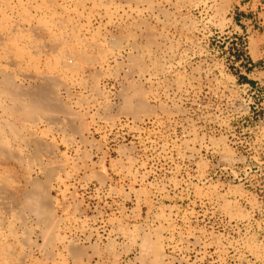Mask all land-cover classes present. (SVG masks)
<instances>
[{"label": "rangeland", "instance_id": "374dc122", "mask_svg": "<svg viewBox=\"0 0 264 264\" xmlns=\"http://www.w3.org/2000/svg\"><path fill=\"white\" fill-rule=\"evenodd\" d=\"M136 1L0 3L12 264H264V0Z\"/></svg>", "mask_w": 264, "mask_h": 264}, {"label": "bare ground", "instance_id": "6f19581e", "mask_svg": "<svg viewBox=\"0 0 264 264\" xmlns=\"http://www.w3.org/2000/svg\"><path fill=\"white\" fill-rule=\"evenodd\" d=\"M11 1V0H10ZM20 1H22V0H20ZM50 1V0H49ZM54 1V0H53ZM85 1V0H84ZM126 1V0H125ZM138 1V0H137ZM136 1V2H137ZM148 1V0H147ZM150 1L151 0H149L148 2L150 3ZM153 1V0H152ZM5 2V1H4ZM82 2V1H81ZM108 2V1H107ZM129 2H130V0H129ZM133 2V1H132ZM144 2H145V0H144ZM0 3H3V0H0ZM23 3V2H22ZM33 3V2H32ZM41 3V2H40ZM53 3V2H52ZM56 3V2H55ZM86 3V2H85ZM141 3V2H140ZM147 3V2H146ZM5 4V3H4ZM15 5V4H14ZM75 5V4H74ZM82 5V4H81ZM77 6V5H76ZM103 6V5H102ZM30 7V6H29ZM78 7V6H77ZM82 7V6H81ZM3 8V7H2ZM28 8V7H27ZM87 9V8H86ZM5 10V9H4ZM61 10V9H60ZM109 12V11H108ZM72 13V12H71ZM110 13V12H109ZM4 14V13H3ZM44 14V13H43ZM51 15V14H50ZM106 15V14H105ZM61 16V15H60ZM4 17V16H3ZM4 18H6V17H4ZM25 18V17H24ZM1 19H2V16H1ZM13 19V18H12ZM39 19V18H38ZM4 20V19H3ZM14 20V19H13ZM24 20V19H23ZM6 21V20H5ZM6 23V22H5ZM4 23V24H5ZM58 23V22H57ZM56 23V24H57ZM68 23V22H67ZM67 23H65V24H67ZM1 24H3V23H1ZM61 24V23H60ZM1 26V25H0ZM73 26V25H72ZM3 27V26H2ZM78 27H80V26H78ZM9 28H11V27H9ZM47 28V27H46ZM20 29H22V28H20ZM12 31H15V30H17V26H14V25H12V29H11ZM74 30H75V27H74ZM77 30V29H76ZM87 30V29H86ZM22 31V30H21ZM25 31V30H24ZM23 31V32H24ZM70 32V31H69ZM1 33V32H0ZM8 33V32H7ZM2 34V33H1ZM0 34V41L2 40H4L5 38L3 37L4 35H1ZM4 34V33H3ZM70 35V34H69ZM18 37V36H17ZM16 37V38H17ZM38 37H39V35H38ZM12 38V37H11ZM15 38V37H14ZM36 38V37H35ZM40 38H42V37H40ZM128 38V37H127ZM38 39V38H37ZM36 39V40H37ZM122 39H123V37H122ZM26 40V39H25ZM64 40V39H63ZM81 40V39H80ZM119 40H121V39H119ZM36 42H38V41H36ZM116 42V41H115ZM123 42V41H122ZM81 43V42H80ZM118 43V42H117ZM50 44V43H49ZM73 44V43H72ZM76 44V43H75ZM94 44V43H93ZM28 45V44H27ZM30 45V44H29ZM51 45V44H50ZM60 45V44H59ZM26 46V45H25ZM42 46V45H41ZM45 46V45H44ZM69 46V45H68ZM71 46V45H70ZM69 46V47H70ZM122 46V45H121ZM89 47V46H88ZM96 47V46H95ZM98 47V46H97ZM118 47H120V46H118ZM22 48H24V46L22 47ZM35 48V47H34ZM41 48V47H40ZM47 48V47H46ZM31 49H33V48H31ZM51 49V48H50ZM54 49H57V48H54ZM93 49V48H92ZM116 49V48H115ZM5 50V49H4ZM35 50V49H34ZM37 50V49H36ZM90 50V49H89ZM43 51V50H42ZM79 51V50H78ZM37 52H38V50H37ZM53 52V51H52ZM51 52V53H52ZM94 52V51H93ZM98 52V51H97ZM57 53V52H56ZM85 53V52H84ZM84 53H82V54H84ZM104 53V52H103ZM10 54V53H9ZM64 54V53H63ZM102 54V53H101ZM100 54V55H101ZM67 55V54H66ZM19 57H20V55H18ZM38 56V55H37ZM69 56V55H68ZM70 56H71V54H70ZM80 56H81V54H80ZM31 57V56H30ZM85 57H87V55L85 56ZM92 57V56H91ZM104 57V56H103ZM12 58V57H11ZM93 58H94V56H93ZM7 59V58H6ZM65 59V58H64ZM63 59V60H64ZM87 59V58H86ZM89 59H91V58H89ZM13 60V59H12ZM70 60V59H69ZM72 60V59H71ZM74 60V59H73ZM83 60V59H82ZM97 60V59H96ZM10 62H11V60H9ZM28 61V60H27ZM86 61V60H85ZM24 62V61H23ZM65 62V64L67 63L66 61H64ZM73 62V61H72ZM27 63V62H26ZM60 63V62H59ZM81 63V62H80ZM85 64H86V62H84ZM88 63H89V61H88ZM93 63H94V61H93ZM70 64H72V63H70ZM74 64V63H73ZM72 64V65H73ZM67 65V64H66ZM66 65H65V67H66ZM91 65V64H90ZM102 65V64H101ZM15 66V65H14ZM69 66V65H68ZM74 66V65H73ZM9 67H11V66H9ZM87 67V66H86ZM57 68V67H56ZM73 68V67H72ZM75 68V70H76V67H74ZM59 69V68H58ZM62 69V68H61ZM69 69H71V68H69ZM7 70V69H6ZM12 70V69H11ZM54 70V69H53ZM56 70V69H55ZM78 70V69H77ZM73 71V70H72ZM12 73V72H11ZM18 73V72H17ZM64 73V72H63ZM48 74V73H47ZM6 75V74H5ZM13 75V74H12ZM7 76H8V73H7ZM6 77V76H5ZM5 77H3V78H5ZM45 77V76H44ZM52 77V76H51ZM17 78V77H16ZM53 78H54V76H53ZM10 78H6V79H4L5 81V86H6V88H5V90H6V92L7 93H11V90H9L8 88H9V86H10V83L9 82H12V81H10L9 80ZM46 79V78H45ZM0 80H2V79H0ZM15 80V79H14ZM34 80V79H33ZM48 80V79H47ZM54 80H56V79H54ZM3 81V80H2ZM47 82V81H46ZM41 83V82H40ZM45 83V82H44ZM54 83H56V85H57V82H54ZM20 85V84H19ZM18 85V86H19ZM41 85V84H40ZM50 85V84H49ZM13 86H15V85H13ZM59 86V85H58ZM57 86V87H58ZM63 86V85H62ZM19 87H22L21 85L19 86ZM19 87H16V88H19ZM34 87V86H33ZM43 87V86H42ZM53 87H54V85H53ZM11 89L13 88V87H10ZM45 88V87H44ZM59 88V87H58ZM23 89H24V86H23ZM22 89V91H23V96H24V91L25 90H23ZM35 89V88H34ZM43 89V88H42ZM56 89V88H55ZM8 90V91H7ZM20 90V89H19ZM47 90V89H46ZM2 91V90H1ZM29 91V90H28ZM37 91H38V89H37ZM36 91V92H37ZM48 91V90H47ZM5 92V91H4ZM12 92H14L13 90H12ZM21 92V91H20ZM19 92V93H20ZM35 92V93H36ZM15 93V92H14ZM38 93H40V92H38ZM42 93V92H41ZM49 93H51V92H49ZM58 93V92H57ZM65 93H66V90H65ZM17 94H18V92H17ZM43 94V93H42ZM61 94V93H60ZM59 94V95H60ZM67 94V93H66ZM2 95V94H1ZM0 95V96H1ZM9 95V94H8ZM12 95H14V94H12ZM19 95V94H18ZM17 95V96H18ZM36 95V94H35ZM70 95V94H69ZM11 96V95H10ZM32 96V95H31ZM68 96V95H67ZM134 96V95H133ZM137 96V95H136ZM26 97V96H25ZM35 97V96H34ZM36 97H38V96H36ZM35 97V98H36ZM41 97V96H40ZM43 97V96H42ZM58 97V96H57ZM18 98H19V96H18ZM48 98V97H47ZM136 98V97H135ZM42 99V98H41ZM3 100V99H2ZM38 100V99H37ZM43 100V99H42ZM132 100V99H131ZM137 100V99H136ZM1 101V100H0ZM29 101V100H28ZM45 101H46V99H45ZM52 101V100H51ZM50 101V102H51ZM11 102V101H10ZM30 102V101H29ZM40 103H41V101H39ZM38 102V103H39ZM136 102V101H135ZM3 103H4V101H3ZM31 103V102H30ZM36 102H34V104H35ZM44 103V102H43ZM52 103V102H51ZM131 103V102H130ZM6 104V103H5ZM21 104H24V103H21ZM21 104H19L20 106H21ZM53 104V103H52ZM55 104V103H54ZM3 105V104H2ZM13 105V104H12ZM30 105V104H29ZM36 105V104H35ZM40 105V104H39ZM51 105V104H50ZM129 105V104H128ZM131 105H132V103H131ZM1 106V105H0ZM14 106H16V105H14ZM23 106V105H22ZM33 106V105H32ZM49 106V105H48ZM52 106V105H51ZM56 106H58V105H56ZM55 106V107H56ZM130 106V105H129ZM8 107H10V106H8ZM26 107V106H25ZM28 107V106H27ZM61 107V106H60ZM131 107V106H130ZM132 107H133V105H132ZM6 108V107H5ZM5 108H3L4 110H5ZM22 108V107H21ZM43 108H44V106H43ZM50 107H46V111L47 112H49L51 109H49ZM15 109V108H14ZM13 109V110H14ZM25 109V108H24ZM29 108H26V113L25 114H27V115H29V112L31 111V109H34L35 111H41L42 110V106H36L35 108H30V110H28ZM60 109V108H59ZM63 109V108H62ZM65 109V108H64ZM127 109H128V107H127ZM10 110V109H9ZM44 110V111H45ZM133 110V109H132ZM3 111V110H2ZM6 111H7V109H6ZM11 111V110H10ZM15 111V110H14ZM13 111V112H14ZM45 111V112H46ZM5 112V111H4ZM15 112H17V111H15ZM22 112H23V110H22ZM28 112V113H27ZM32 112V111H31ZM46 112V113H47ZM52 112V111H51ZM33 113V115H34V112H32ZM31 113V114H32ZM58 113V112H57ZM62 113V112H61ZM2 114V113H1ZM7 114V113H6ZM18 114H21L20 112H18ZM36 114H37V112H36ZM51 115V113H48V115ZM13 115V114H12ZM21 115H23V114H21ZM20 115V116H21ZM49 115V116H50ZM6 116H8V115H6ZM9 116H10V114H9ZM46 116V115H45ZM55 116V115H54ZM12 117V116H11ZM19 117V116H18ZM29 117H32V115H30ZM46 117H48V116H46ZM46 117H44V118H46ZM51 118H52V115L50 116ZM17 118V117H16ZM35 118V117H34ZM4 119V118H3ZM11 119V118H10ZM25 119H27V118H25ZM29 119L30 118H28V121H29ZM47 119V118H46ZM50 119V118H49ZM18 121V120H17ZM22 121V119L20 120V122ZM24 121V120H23ZM23 121H22V123H23ZM47 121V120H46ZM9 122V121H8ZM7 122V123H8ZM48 122V121H47ZM6 123V124H7ZM2 124V123H1ZM19 124H21V123H19ZM31 125V124H30ZM15 126V125H14ZM23 126H24V123H23ZM3 127V126H2ZM6 127V126H5ZM22 127V126H21ZM26 127V126H25ZM8 128V127H7ZM11 128H15V127H11ZM11 128L9 127V130H11ZM27 128V127H26ZM26 128H24V129H26ZM5 130H3V132H4ZM12 131V130H11ZM14 131V130H13ZM23 131V130H22ZM26 131V130H25ZM32 131V130H31ZM2 131H1V128H0V133H1ZM18 133V135L20 134L19 133V131H17ZM13 134H14V132H13ZM22 134V133H21ZM1 135V134H0ZM16 135V134H15ZM17 136V135H16ZM32 136V135H31ZM30 136V137H31ZM34 136V135H33ZM16 138V137H15ZM21 138V137H20ZM33 138V137H32ZM35 138H36V135H35ZM10 139V138H9ZM30 140H31V138H29ZM39 139H41V138H39ZM39 139L38 140H36V141H39ZM1 140V139H0ZM6 140H7V138H6ZM5 140V141H6ZM13 140H14V138H13ZM21 140V139H20ZM23 140V139H22ZM4 141V142H5ZM36 141H35V143H36ZM41 141V140H40ZM32 142V141H31ZM21 143V142H20ZM24 143V142H23ZM6 144V143H5ZM18 145V144H17ZM39 145V144H38ZM39 148V147H38ZM24 150V149H23ZM3 153H10L9 151H8V149L4 146L3 147ZM6 158V157H5ZM5 158H3V159H5ZM14 158V157H13ZM19 158V157H18ZM7 159H9V158H7ZM10 160V159H9ZM15 160V159H14ZM3 166V165H2ZM1 166V167H2ZM8 167H10V166H8ZM8 173V172H7ZM14 173V172H13ZM17 173V172H16ZM6 174V173H5ZM10 174V173H9ZM7 175V174H6ZM10 175H12V174H10ZM4 176V175H3ZM2 176V173H0V192L1 193H10V191H13L14 190V188H12V184H10L9 182H11L10 180H9V178H7V177H3ZM13 179H15V178H13ZM26 180V179H25ZM15 181V180H14ZM15 185V184H14ZM17 185V184H16ZM18 187V186H17ZM16 188V187H15ZM37 189V188H36ZM35 189V190H36ZM16 192V191H15ZM17 193H18V191H17ZM5 194V195H6ZM30 194V193H29ZM46 194V193H45ZM1 195H3V194H1ZM11 195V194H10ZM24 195V194H23ZM27 196V195H26ZM29 196H31V194L29 195ZM34 196V195H33ZM0 197H2V196H0ZM25 197V196H24ZM28 197V196H27ZM27 197H25V198H27ZM4 198H8V197H4ZM20 198V197H19ZM22 198V197H21ZM20 198V199H21ZM41 196H40V198H35V201H34V203H33V208H34V210L37 212V213H42V212H44L45 210L44 209H46V208H44V206L41 204L42 202H40V201H42L41 200ZM5 200V199H4ZM30 200L29 199H27V201H25V202H29ZM45 201V200H44ZM5 203H2V204H6V200L4 201ZM7 202H8V200H7ZM22 202V201H21ZM10 203V202H9ZM31 203V202H30ZM30 203H28V205L30 204ZM45 203V202H44ZM20 205V204H19ZM3 206H5V205H3ZM47 206V205H46ZM7 207V206H6ZM5 207V208H6ZM13 207V206H12ZM25 208V207H24ZM10 209V208H9ZM18 210V209H17ZM23 210V209H22ZM51 211V210H50ZM9 212V211H8ZM2 213V212H1ZM9 213H12V212H9ZM8 214V213H7ZM1 215V214H0ZM47 215V214H46ZM49 216H51V214H48ZM38 217V216H37ZM42 218H43V216H42ZM48 218H50V217H48ZM47 219V218H46ZM7 220H9V219H7ZM16 220V219H15ZM50 220H51V218H50ZM53 220V219H52ZM1 221H2V219H1ZM4 221V220H3ZM14 221V220H13ZM44 221V220H43ZM45 222V221H44ZM50 222V221H49ZM3 223V222H2ZM46 223V222H45ZM52 223V222H51ZM5 224V223H4ZM44 224V223H43ZM54 224H55V222H54ZM53 224V225H54ZM46 225H47V223H46ZM9 226V225H8ZM55 226V225H54ZM53 228V227H52ZM51 229V228H50ZM1 230V229H0ZM8 230V229H7ZM14 232V231H13ZM48 232V231H47ZM51 234V233H50ZM10 235V234H9ZM49 235V234H48ZM47 236V235H46ZM47 238V237H46ZM149 246V245H148ZM150 247H151V252H153L154 253V255H155V258L156 259H158L160 256H161V254H162V252L160 251L161 249H159L157 246H152V244L150 245ZM12 248L13 247H11L10 245H9V243H7L6 242V239H4V235L0 232V264H12V262H13V258H14V253H13V250H12ZM149 250V249H148ZM150 253V252H149ZM153 255V256H154ZM20 258V257H19ZM21 259H23V258H21ZM20 260V259H19ZM158 261V260H157ZM20 263L21 264H23L22 263V261H20ZM157 264H158V262H156ZM155 263V264H156Z\"/></svg>", "mask_w": 264, "mask_h": 264}]
</instances>
